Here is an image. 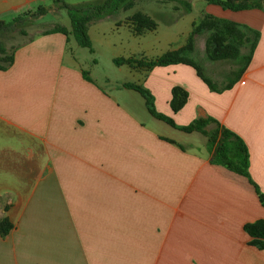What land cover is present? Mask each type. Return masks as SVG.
Instances as JSON below:
<instances>
[{"label":"crops","instance_id":"obj_1","mask_svg":"<svg viewBox=\"0 0 264 264\" xmlns=\"http://www.w3.org/2000/svg\"><path fill=\"white\" fill-rule=\"evenodd\" d=\"M53 4L0 0V19ZM198 14L180 32L175 17L142 33L121 11L93 22L92 41L95 23L111 29L115 41L105 42L121 54L113 61L185 48L186 61L176 64L118 65L131 76L104 77L108 85L85 69L72 35L40 32L21 42L14 63L0 69V223H10L0 232V264H264V240L246 229L264 220L248 177L213 163L206 135L153 116L144 96L125 87L148 88L179 126L214 117L240 135L264 192V8L207 2ZM205 15L259 32L243 73L221 92L211 83L223 88L233 77L218 85L223 78L197 61ZM61 25L70 29L71 21ZM149 33L160 35L158 44Z\"/></svg>","mask_w":264,"mask_h":264},{"label":"trees","instance_id":"obj_2","mask_svg":"<svg viewBox=\"0 0 264 264\" xmlns=\"http://www.w3.org/2000/svg\"><path fill=\"white\" fill-rule=\"evenodd\" d=\"M133 0H87L78 3H70L66 0H54V5L59 9L66 10L70 21L71 28H67L61 24H55L51 28L44 29L41 33L48 34L53 32H62L66 35H72L77 43L85 48H88L92 53L94 52L93 42L89 34V27L93 22L97 20L108 17L122 9L126 6H131L133 4ZM164 1H178L183 3L188 9L192 7L190 0H164ZM208 3L220 5L223 8L231 9V10H243L250 8H264V0H205ZM45 8L42 9V13H46ZM25 14H18L13 19L9 21L0 20V69L5 70L8 69L15 60V51L21 45V43L8 48L6 43L3 40V36L6 31L12 29L20 23L24 19ZM134 25L135 30L138 33H142L145 29H155L157 26V22L148 15L136 13L134 15ZM215 21H220L227 26L236 27L238 29L240 25L237 23L229 22L227 20H221L220 18H216L212 15H207L197 26L196 33L201 27L212 24ZM23 33H25L22 30ZM253 36L255 38L245 39L243 42L246 44V48H249L248 54H243V67L235 70L233 72L234 76L230 80V82L223 88H219L214 82L211 83L214 90L221 92L224 89L231 88L235 83L237 78L241 76L245 67L251 60L252 54L255 50L257 39L259 37V32L253 30ZM35 35L30 37L32 39ZM244 36V35H242ZM241 36V37H242ZM239 36L237 35L236 38ZM234 36V40L236 39ZM243 39V38H242ZM239 42L240 39L238 38ZM251 40V41H250ZM233 42V35L228 43ZM211 41H207V51L210 53L212 57L220 58L228 56V53L231 52L232 46H224L222 48H214V50H209V44ZM185 51L184 49L167 53L155 60H151L149 62H138L133 58H115L114 62L117 65L128 64L133 68H152L154 66H166L170 64H176L181 61H186L185 56L183 55ZM84 76L88 79H91L88 76V72L84 71ZM125 87L132 88L140 92L144 98L146 99V105L150 113L167 122L168 124L174 126L183 131L193 132L198 131L202 134L206 135L209 139L211 147L214 149L213 163L223 165L228 169L238 172L250 180V182L254 185L256 192L258 193L259 199L264 206V192L261 187L252 179L249 171L250 167V153L247 143L244 139L238 135L236 132L230 130L229 128L222 125L217 119L214 117H208L206 119H196L188 125L179 126L175 123V121L165 115L160 113L156 108L155 96L152 92L139 84L135 83H126ZM214 124L213 128H208V126ZM259 226H264V221L259 220L255 224L246 225V229L256 238L264 240V227L261 228ZM10 227V223L7 218H4L0 223V232H6ZM264 246V245H263Z\"/></svg>","mask_w":264,"mask_h":264},{"label":"rangeland","instance_id":"obj_3","mask_svg":"<svg viewBox=\"0 0 264 264\" xmlns=\"http://www.w3.org/2000/svg\"><path fill=\"white\" fill-rule=\"evenodd\" d=\"M133 4L131 6H126L124 9L120 10L122 16L126 20L134 21V15L136 13H141L148 15V13H152V16L154 18L155 22L163 23L166 21L167 18L175 17L174 19L179 20V25L177 28H175L174 32H180L181 30L184 31L186 29H189L191 21L194 19H198V13H200V10L202 9V6L204 7V4L207 2L205 0H197L196 1V11L194 13H191V8L188 9L183 3L178 1H164V0H133ZM45 8L46 13H42V9ZM66 11V10H65ZM18 14H25L24 19L15 25L14 28L8 30L5 32L3 36V40L6 43L8 48H11L14 45H17L33 35L42 32L44 29L51 28L55 24H62L63 22L67 21L70 22V18L68 14L66 13V16H63L61 14V11L59 8H57L54 4L53 5H42L37 8H31V9H25L19 12ZM16 14L15 16H17ZM148 15V16H149ZM9 18L4 21H9L13 19ZM150 16V17H151ZM205 15L202 20L206 17ZM2 20V19H0ZM201 20V21H202ZM3 21V20H2ZM106 22V21H105ZM134 23V22H132ZM107 24V23H106ZM231 26H227L224 23L220 21H215L212 24H209L207 26L201 27L197 31L199 34L198 36H201L200 39L205 40V49L197 53V61L201 65V69L206 74H212L216 72L217 74L215 76H220L223 78L221 80V83H218V85H222L225 83L226 79H229L234 76L233 72L235 70H238L243 67V59L241 58L243 54H248L249 48H246L245 42H243L242 35L251 34L253 35L252 30H245L244 28L240 29L236 28L235 26L230 28ZM157 28V26H156ZM163 31L165 32V27H162ZM92 34H93V48L94 52L92 53L88 48L85 47H78L80 48L79 55L84 60V66L87 71H89L94 77H100V83L102 85H108L104 81V77H111L114 79H126L129 78L131 75L129 73H126L125 71L119 69L120 66H118L113 60L112 56L116 55L117 53L110 49L106 43L108 40L115 41V37L113 33H111V29L108 27H105L104 29H96V23L92 27ZM22 30L25 32L23 33ZM106 32V34H104ZM149 40L151 45L158 44L159 42V36L153 35L154 33H149ZM106 35V36H103ZM233 35V42L228 43V40L231 39ZM240 39V42L238 38ZM235 36V40H234ZM107 39V40H105ZM199 40V38H198ZM211 41L209 44L210 48L209 50H214V48H222L224 46H232L231 52L228 53V56L226 57H220L215 58L210 55V53L207 51V41ZM106 41V42H105ZM72 39V44L74 43ZM117 45V43H115ZM200 45V44H197ZM203 45V43L201 44ZM120 44L116 47L119 48ZM115 48V49H116ZM189 48H192V45H190ZM187 49V48H186ZM121 55V54H117ZM149 57H156L153 56L155 54L149 53ZM133 58V57H132ZM135 61L138 62H149L151 60L155 59H146V58H140L136 59L133 58ZM214 124L208 126V128H213ZM210 143V142H209ZM211 146V145H210ZM264 221V220H263ZM263 228L264 226H259Z\"/></svg>","mask_w":264,"mask_h":264}]
</instances>
